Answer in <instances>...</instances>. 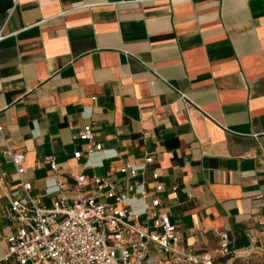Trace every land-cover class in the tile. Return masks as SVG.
I'll return each instance as SVG.
<instances>
[{"label":"crops","instance_id":"0c3cea01","mask_svg":"<svg viewBox=\"0 0 264 264\" xmlns=\"http://www.w3.org/2000/svg\"><path fill=\"white\" fill-rule=\"evenodd\" d=\"M7 147L47 205L56 179L73 198L76 174L120 185L129 161L159 173L179 251L220 264L219 231L235 255L264 247V0H0V183L18 194Z\"/></svg>","mask_w":264,"mask_h":264},{"label":"built area","instance_id":"2783aa9c","mask_svg":"<svg viewBox=\"0 0 264 264\" xmlns=\"http://www.w3.org/2000/svg\"><path fill=\"white\" fill-rule=\"evenodd\" d=\"M71 138L85 143L86 156L101 149L89 125ZM5 153L15 165L20 192L14 194L0 183V189L10 197L12 221L0 264H212L207 254L197 256L177 249L175 225L160 208L158 193L163 185L156 170H151L150 179L155 181L151 183L135 164L123 161L118 167L123 180L120 185L106 177H87L80 172L74 176L73 198L62 193L61 181L56 179L61 196L47 205L33 193L32 183L22 177L23 153L10 147ZM81 155L80 150L73 152L75 159ZM44 160L56 174L54 159ZM152 162V156L145 155L142 167ZM218 236L219 257L235 256L236 252L228 247L226 231H219Z\"/></svg>","mask_w":264,"mask_h":264},{"label":"rangeland","instance_id":"374dc122","mask_svg":"<svg viewBox=\"0 0 264 264\" xmlns=\"http://www.w3.org/2000/svg\"><path fill=\"white\" fill-rule=\"evenodd\" d=\"M220 264H264V247L235 255L227 260L221 259Z\"/></svg>","mask_w":264,"mask_h":264},{"label":"trees","instance_id":"16d2710c","mask_svg":"<svg viewBox=\"0 0 264 264\" xmlns=\"http://www.w3.org/2000/svg\"><path fill=\"white\" fill-rule=\"evenodd\" d=\"M221 259L227 260L226 257L225 258H221Z\"/></svg>","mask_w":264,"mask_h":264}]
</instances>
